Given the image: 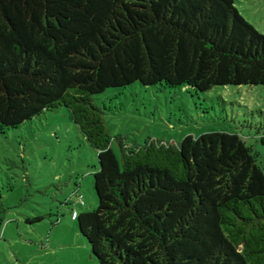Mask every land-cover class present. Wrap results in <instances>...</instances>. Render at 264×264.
Listing matches in <instances>:
<instances>
[{
	"label": "trees",
	"instance_id": "1",
	"mask_svg": "<svg viewBox=\"0 0 264 264\" xmlns=\"http://www.w3.org/2000/svg\"><path fill=\"white\" fill-rule=\"evenodd\" d=\"M236 2L0 0V133L67 109L98 155V206L76 221L99 264H264V170L237 133L115 137L119 161L96 103L136 83L264 85V34Z\"/></svg>",
	"mask_w": 264,
	"mask_h": 264
},
{
	"label": "rangeland",
	"instance_id": "2",
	"mask_svg": "<svg viewBox=\"0 0 264 264\" xmlns=\"http://www.w3.org/2000/svg\"><path fill=\"white\" fill-rule=\"evenodd\" d=\"M236 7L264 34V0H237ZM96 103L105 109L119 161L115 137H123L131 150L150 141L176 145L186 136L226 132L237 133L264 170V85L196 93L136 83L109 89ZM98 167L97 153L66 108L0 133V264H99L72 219L73 211L98 206ZM77 190L84 205L78 203Z\"/></svg>",
	"mask_w": 264,
	"mask_h": 264
},
{
	"label": "built area",
	"instance_id": "3",
	"mask_svg": "<svg viewBox=\"0 0 264 264\" xmlns=\"http://www.w3.org/2000/svg\"><path fill=\"white\" fill-rule=\"evenodd\" d=\"M78 203L81 205H84V198L82 195L78 196ZM78 216H79V213L77 211H73L72 219L76 220Z\"/></svg>",
	"mask_w": 264,
	"mask_h": 264
},
{
	"label": "crops",
	"instance_id": "4",
	"mask_svg": "<svg viewBox=\"0 0 264 264\" xmlns=\"http://www.w3.org/2000/svg\"><path fill=\"white\" fill-rule=\"evenodd\" d=\"M240 11V10H239ZM241 12V11H240ZM241 14H242V12H241ZM243 15V14H242ZM244 16V15H243ZM80 187V186H79Z\"/></svg>",
	"mask_w": 264,
	"mask_h": 264
}]
</instances>
